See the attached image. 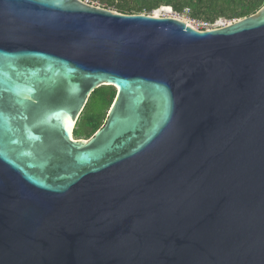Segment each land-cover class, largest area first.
Masks as SVG:
<instances>
[{"label":"water","instance_id":"1","mask_svg":"<svg viewBox=\"0 0 264 264\" xmlns=\"http://www.w3.org/2000/svg\"><path fill=\"white\" fill-rule=\"evenodd\" d=\"M64 3L0 0V264H264V4L198 31Z\"/></svg>","mask_w":264,"mask_h":264},{"label":"trees","instance_id":"2","mask_svg":"<svg viewBox=\"0 0 264 264\" xmlns=\"http://www.w3.org/2000/svg\"><path fill=\"white\" fill-rule=\"evenodd\" d=\"M105 8L123 14H149L161 6L170 7L174 12L189 9L190 17L213 21L240 19L254 14L264 0H91ZM116 95L111 86H100L90 94L74 128L75 139L91 137L105 122V110L109 109Z\"/></svg>","mask_w":264,"mask_h":264},{"label":"built area","instance_id":"3","mask_svg":"<svg viewBox=\"0 0 264 264\" xmlns=\"http://www.w3.org/2000/svg\"><path fill=\"white\" fill-rule=\"evenodd\" d=\"M80 1H82L83 3H86V4L97 5V4H95V2H93L91 0H80ZM167 8L170 11L169 17H172V18L178 19L182 22H185L186 24H188L189 26H191L192 28H194L195 30H198V31H209L212 29H219V28L225 27L228 24H230V21H228L224 18H217L213 21L204 20V19H200V18H192V17H190V11L187 8H185L180 13L172 11V9L170 7H167Z\"/></svg>","mask_w":264,"mask_h":264},{"label":"rangeland","instance_id":"4","mask_svg":"<svg viewBox=\"0 0 264 264\" xmlns=\"http://www.w3.org/2000/svg\"><path fill=\"white\" fill-rule=\"evenodd\" d=\"M95 4H97V5H99L97 2H95ZM99 6H101V7H104V5H99ZM108 9H111V10H113L112 8H108ZM162 9V8H161ZM170 12V11H169ZM168 11H166V10H164V11H160V10H154V11H152L151 13H149L148 15H159L160 17H168V16H170V13H169ZM142 14H146V13H142ZM237 19H231V20H228V21H230V23H233V22H235ZM110 108V107H109ZM108 110L109 109H106L104 112H105V114H106V116H107V113H108ZM74 128V127H73Z\"/></svg>","mask_w":264,"mask_h":264},{"label":"snow or ice","instance_id":"5","mask_svg":"<svg viewBox=\"0 0 264 264\" xmlns=\"http://www.w3.org/2000/svg\"><path fill=\"white\" fill-rule=\"evenodd\" d=\"M52 2L55 3L56 6L58 7H65L67 5H65L64 0H52ZM164 118H167V107L165 108V112H164Z\"/></svg>","mask_w":264,"mask_h":264},{"label":"bare ground","instance_id":"6","mask_svg":"<svg viewBox=\"0 0 264 264\" xmlns=\"http://www.w3.org/2000/svg\"><path fill=\"white\" fill-rule=\"evenodd\" d=\"M158 10H162V11H164V10H166V11H168L169 12V9L167 8V7H164V8H162V9H158ZM153 16H155V17H160L159 15H153ZM169 17V16H168ZM73 126V123H72V125H71V127Z\"/></svg>","mask_w":264,"mask_h":264}]
</instances>
